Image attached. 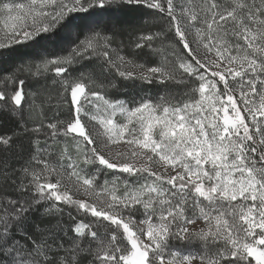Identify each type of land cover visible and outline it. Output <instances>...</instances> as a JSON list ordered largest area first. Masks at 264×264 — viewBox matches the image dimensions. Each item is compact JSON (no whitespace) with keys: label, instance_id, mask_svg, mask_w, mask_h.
Returning a JSON list of instances; mask_svg holds the SVG:
<instances>
[{"label":"snow or ice","instance_id":"snow-or-ice-1","mask_svg":"<svg viewBox=\"0 0 264 264\" xmlns=\"http://www.w3.org/2000/svg\"><path fill=\"white\" fill-rule=\"evenodd\" d=\"M0 264H264V0H0Z\"/></svg>","mask_w":264,"mask_h":264}]
</instances>
